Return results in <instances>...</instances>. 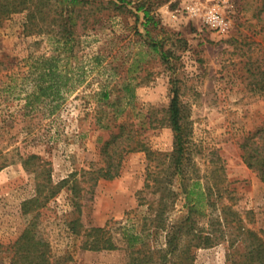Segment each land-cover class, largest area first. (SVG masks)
<instances>
[{"label":"rangeland","instance_id":"1","mask_svg":"<svg viewBox=\"0 0 264 264\" xmlns=\"http://www.w3.org/2000/svg\"><path fill=\"white\" fill-rule=\"evenodd\" d=\"M109 1L98 0L80 18L78 43L61 61L75 75V87L64 89L57 109L54 101H37L33 61L63 49L48 33L27 32L26 12L1 23L0 263L34 224L56 264H131L136 249L126 245L83 247L89 228L128 223L147 230L144 252L153 259L142 264H165L166 230L150 217L165 204L166 223L179 220L190 208L185 185L200 180L216 205L203 200L197 226L216 240L193 246L192 264H253L251 246L264 241V181L245 161L243 143L264 127V0H127L122 8ZM142 4L154 16L148 27ZM175 85L190 139L185 172L171 157L176 133L168 112ZM123 129V146L132 137L153 152L116 155L119 176L92 178L107 163V142ZM30 156L27 167L23 159ZM49 177L62 185L59 192L25 212L24 203L37 196V180Z\"/></svg>","mask_w":264,"mask_h":264},{"label":"trees","instance_id":"2","mask_svg":"<svg viewBox=\"0 0 264 264\" xmlns=\"http://www.w3.org/2000/svg\"><path fill=\"white\" fill-rule=\"evenodd\" d=\"M120 1H123V3L119 4V1L115 0H110L109 2H113L118 8H122L127 0ZM97 2L98 0H0V26L6 17L14 13L26 12L25 30L29 33H48L63 49L58 55H40L34 58L33 67L38 72L37 89L34 92L37 101L49 99L56 102L55 109H57L61 104V99L64 98V89L69 90L75 87L76 81L70 83V80L75 75H71L68 67H63L61 61L62 59H68L66 53L73 51L78 43L77 27L82 24L80 18L85 16V11L88 8L90 9L92 5L96 6ZM102 2L100 1V3ZM139 9L144 10L145 26L148 27L154 21L151 9L145 7L144 4L140 5ZM88 20L85 19V22H88ZM151 46L155 50H160V43L157 41H153ZM62 53H65L64 57H62ZM163 56L164 59L169 60L167 52H164ZM95 58L99 60L98 63L101 62L99 56H95ZM0 64H2L1 61ZM77 78L79 80L80 77ZM125 88L134 95L132 83H126ZM100 94L103 95L104 99H109L111 96L110 91L107 89H103ZM168 124L173 127L176 133V146L171 157L175 160L180 171L185 172L182 164L190 139L183 121L180 87L178 85L173 87V96L168 112ZM257 135L261 138L262 143L256 140L255 137ZM127 139L126 145L123 146L121 143L124 140V129L113 134V138L105 146L107 163L99 168L96 175L92 178L98 180L101 177L115 178L119 176L121 173V161L116 162V155L121 158L125 152L141 149L146 150L149 154L153 152L141 139H137L135 142H132V137ZM243 147L245 148V161L250 167L257 170L264 181V127L250 136L248 141L243 143ZM32 157L34 156L23 159L27 167ZM6 164L7 162L4 161L1 167ZM42 166L44 165L41 164L40 167ZM38 173L40 172L38 171ZM201 182L200 180H195L193 183L185 185L184 192L190 208L179 220L171 222L169 225L166 223L165 213L167 205L165 204L155 217L149 218L152 220V224L155 221L158 222L154 224L157 229L166 230L167 247L162 249L165 253V264H192L191 248L193 246H209L216 240L214 234L211 232L206 233L197 226V213H204L202 209L203 200L208 199L211 205H216V201L212 197L211 188L203 189ZM147 185H151L150 181H147ZM61 187L62 185L59 183H53L52 177L44 180L38 179L37 196L24 203L25 212L33 210V207L29 206L33 202L37 204V209L45 206L59 192ZM172 192V189H169V194H172ZM77 227L76 222H74L73 229L75 228L76 230ZM146 231V228L136 230L128 223L120 225L116 229H113L108 223L104 226H93L85 233L83 247L92 250H114L126 245L129 248L136 249L133 253H137V255L133 257L131 264H142L153 259L152 253L144 252L147 244L145 240ZM258 239L260 241H256V244L251 246V256L254 261L253 264H255V260L258 262L257 264H264V241L261 238ZM140 242L142 243L141 246L136 247ZM2 247L3 245L0 241V251ZM12 247L13 251L9 261L2 260L0 264H56L49 241L41 235L38 226L36 229L34 224L29 225L25 229ZM150 252L152 251L150 250ZM176 257H179L180 260H177Z\"/></svg>","mask_w":264,"mask_h":264},{"label":"built area","instance_id":"3","mask_svg":"<svg viewBox=\"0 0 264 264\" xmlns=\"http://www.w3.org/2000/svg\"><path fill=\"white\" fill-rule=\"evenodd\" d=\"M195 8H196V7H195ZM195 8H194L193 10L196 12V9H195ZM211 18L213 19V18H214V16L212 15V16H211ZM214 19H215V18H214Z\"/></svg>","mask_w":264,"mask_h":264}]
</instances>
